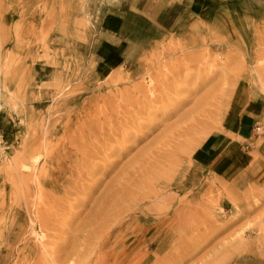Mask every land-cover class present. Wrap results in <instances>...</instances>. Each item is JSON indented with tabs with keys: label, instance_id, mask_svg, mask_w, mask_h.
Returning <instances> with one entry per match:
<instances>
[{
	"label": "rangeland",
	"instance_id": "374dc122",
	"mask_svg": "<svg viewBox=\"0 0 264 264\" xmlns=\"http://www.w3.org/2000/svg\"><path fill=\"white\" fill-rule=\"evenodd\" d=\"M119 1L0 0V264H53L42 249L58 245L67 264H264V118L234 180L192 166L210 131L264 102V0L98 59L94 16ZM167 92L178 110L162 116Z\"/></svg>",
	"mask_w": 264,
	"mask_h": 264
},
{
	"label": "crops",
	"instance_id": "0c3cea01",
	"mask_svg": "<svg viewBox=\"0 0 264 264\" xmlns=\"http://www.w3.org/2000/svg\"><path fill=\"white\" fill-rule=\"evenodd\" d=\"M92 7L99 11V0ZM246 0H120L110 5L101 17L96 11L95 30L98 44L95 55L110 61L122 57L120 47L131 40L154 41L168 34H177L193 23L214 28L221 19L239 15L243 19L242 2ZM255 13L258 9L252 4ZM248 16V17H247ZM135 18V19H134ZM246 31V28H245ZM130 41H127V37ZM254 112L244 115L225 129L210 131L196 149L192 166L219 175L227 181L244 167L249 145L254 142L256 118H264V102H253Z\"/></svg>",
	"mask_w": 264,
	"mask_h": 264
},
{
	"label": "bare ground",
	"instance_id": "6f19581e",
	"mask_svg": "<svg viewBox=\"0 0 264 264\" xmlns=\"http://www.w3.org/2000/svg\"><path fill=\"white\" fill-rule=\"evenodd\" d=\"M189 74V73H188ZM190 75V74H189ZM199 75H200V73H199ZM209 75V76H208ZM208 75H205L206 76V81H209V78H210V74H208ZM164 76V75H163ZM204 76V77H205ZM189 77V76H188ZM169 78V77H168ZM179 78V75H175V81H177V79ZM187 78V77H186ZM166 79V78H165ZM188 79V78H187ZM211 79V78H210ZM172 81H174V80H172ZM178 83H174L173 85H169L170 87H169V90L173 93V94H176V92H178L181 88H182V85H181V83H179L180 81H177ZM198 82V81H197ZM150 84V83H149ZM183 84V83H182ZM151 85V84H150ZM208 85V84H207ZM190 86V85H189ZM147 87H151V86H147ZM215 87V86H214ZM149 88H147V89H149ZM187 88H185V90H186ZM199 89H201L200 88V84H197V85H193V87H192V89H191V91L190 92H192V93H194V92H197V90H199ZM221 90V89H220ZM148 91H150V90H148ZM148 91H146V92H148ZM170 91H169V93H170ZM184 91V90H183ZM145 92V93H146ZM220 92V91H219ZM133 94H134V92H132ZM136 93V92H135ZM168 93V92H167ZM169 93L167 94V95H169ZM214 93H216V92H214ZM208 94V92H207V94H206V96L204 95L203 96V99H199L198 100V102L199 101H203L202 103H203V106H202V103H197V106L199 107L198 109H199V111H200V113H206L207 115H210V114H213V115H211V116H215V112L213 111V109L211 108L212 107V104H211V99H213V95H217V94ZM127 94V93H126ZM129 94V93H128ZM149 94H150V96H149ZM149 94H147L148 96V103L146 104L147 105V109L145 108V112L146 113H144V114H149V112H150V110H151V105H150V103H151V101H152V99L154 100V98L153 97H151V94H152V92H150ZM166 95V94H165ZM191 95V94H190ZM130 96V95H129ZM137 96V95H136ZM140 96V95H139ZM163 96V95H162ZM170 96V95H169ZM172 96V95H171ZM168 97L167 96V103L169 104H167V103H165V101H164V103H162V104H164V105H161L162 107L160 108V107H157V108H159V113L163 116H167V114H171V113H175L177 110H178V106H173V102L176 100V99H173V97ZM158 97V96H157ZM157 97H156V99H157ZM188 97V96H187ZM190 97V96H189ZM137 98V97H136ZM175 98V97H174ZM177 98V97H176ZM214 98H216V97H214ZM139 99V98H138ZM163 99V98H162ZM189 99V98H188ZM133 100H135V99H133ZM132 100V101H133ZM139 100H141V99H139ZM138 100V101H139ZM214 100V99H213ZM218 100V99H217ZM131 101V102H132ZM157 101V100H156ZM186 101H187V99H182V100H178V101H176V103L177 104H185L186 103ZM190 101V100H189ZM130 102V103H131ZM135 101H133V103H134ZM141 102V101H140ZM143 102V101H142ZM213 102H215V101H213ZM133 103H132V105H133ZM136 103V102H135ZM156 103V102H155ZM219 103V102H218ZM217 103V104H218ZM126 104H128V103H126ZM141 104V103H140ZM131 105V104H130ZM136 105V104H135ZM134 105V106H135ZM139 105V104H138ZM143 105H145V104H143ZM159 105V104H158ZM196 105V104H195ZM121 106V105H120ZM127 106V105H126ZM170 106H172V107H170ZM184 106V105H183ZM201 106V107H200ZM123 107V106H122ZM179 107H181V106H179ZM214 107V106H213ZM136 108V107H135ZM126 109V108H125ZM136 110H137V108H136ZM139 110H140V108H139ZM138 110V111H139ZM128 111H131V109L129 110L128 109ZM127 111V112H128ZM138 111H135V112H138ZM141 111H142V109H141ZM155 111V110H154ZM153 111V112H154ZM140 112V111H139ZM152 112V111H151ZM129 113V112H128ZM132 113V112H131ZM156 114H157V112H155ZM154 113V114H155ZM158 113V115H160ZM138 114V113H137ZM153 114V113H152ZM153 114V115H154ZM123 115V114H122ZM121 115V116H122ZM153 115H152V117H153ZM196 115H201V114H197L196 113ZM121 116H119L120 117V119H121ZM135 116V115H134ZM151 116V115H150ZM155 116V115H154ZM211 116H209V117H211ZM112 117V116H111ZM133 117V116H132ZM137 117V116H136ZM136 117H133V120H136V119H134V118H136ZM156 117V116H155ZM126 118V117H125ZM125 118H124V120H125ZM162 118V117H161ZM160 118V119H161ZM169 118V117H168ZM126 119H128V118H126ZM132 118H130V121L129 122H134V121H132L131 120ZM153 119V118H152ZM155 119V118H154ZM122 120V119H121ZM121 120H120V122H121ZM124 120H122V124L123 123H125L124 122ZM129 120V119H128ZM146 120V119H145ZM137 121V120H136ZM148 121V120H147ZM160 120L158 119V122H159ZM117 122V121H116ZM146 122V121H145ZM150 122H152V120L150 121ZM162 122V121H161ZM131 123H129L130 125H131ZM135 123V122H134ZM133 123V124H134ZM139 123H140V121H139ZM156 123V122H155ZM115 124V123H114ZM126 124V123H125ZM129 124H127V125H129ZM145 124V123H144ZM118 125V124H117ZM120 125V124H119ZM118 125V126H119ZM124 125V124H123ZM126 125V128H128V127H130V126H127ZM135 125V124H134ZM137 125H135V127H136ZM121 127H122V125H121ZM121 127H119V129L121 128ZM124 127H125V125H124ZM131 127H134V126H131ZM140 127H143V126H141L140 125ZM189 126H187V128H188ZM107 128V127H106ZM125 128V129H126ZM144 128H146V127H144ZM154 128V127H153ZM112 129V128H111ZM117 129V128H116ZM108 130V129H107ZM121 130V129H120ZM135 130V129H134ZM144 130V129H143ZM109 131V130H108ZM107 131V132H108ZM185 131V130H184ZM113 132V131H112ZM123 132V131H122ZM127 132V131H126ZM129 132V131H128ZM138 132V131H137ZM136 132V133H137ZM140 132V131H139ZM131 133V132H130ZM142 133L143 132H140V134H138V136L137 137H139V136H141L142 135ZM148 134V132H146V130H145V134ZM110 134V133H109ZM129 134V133H128ZM135 134V133H134ZM144 134V133H143ZM147 134H146V136H147ZM131 135H132V133H131ZM106 136H108V135H106ZM145 136V135H144ZM126 137V136H125ZM124 137V138H125ZM143 137V136H142ZM132 138H133V136H132ZM81 139V138H80ZM130 139V138H129ZM142 139H144V138H142ZM83 140V139H82ZM84 140H86V139H84ZM127 140V139H126ZM131 140V139H130ZM69 141H71L72 143H73V141L70 139ZM80 141V140H79ZM87 141V140H86ZM132 141V140H131ZM138 141V140H137ZM81 142V141H80ZM84 142V141H83ZM133 142H134V140H133ZM132 142V143H133ZM135 143V142H134ZM165 145H166V143H165ZM130 146H133V145H130ZM127 147H128V145H127ZM127 147H125V148H127ZM119 151V150H118ZM83 152V151H82ZM117 154V153H116ZM118 154H120V153H118ZM167 154V153H166ZM174 154H175V152H174ZM76 157H75V159H76V161L77 162H79L80 161V163H82L83 161H86V162H84V163H82V164H86L87 163V160H88V158H85L82 154H80L79 153V155H75ZM119 156V155H118ZM88 157H91V156H88ZM94 158V157H93ZM105 159V158H104ZM156 159V158H155ZM103 160V159H102ZM158 160V159H157ZM163 160V159H162ZM162 160H160V162L162 161ZM110 161V160H109ZM152 161V160H151ZM89 162V161H88ZM106 162H107V160H106ZM174 163V162H173ZM79 164V163H78ZM98 164V163H97ZM116 164V163H115ZM152 164V163H151ZM68 165V164H67ZM81 165V164H80ZM86 165H88V164H86ZM95 165V164H94ZM105 165V164H104ZM177 165V164H176ZM93 166V165H92ZM147 166V165H146ZM162 166V165H161ZM175 166V165H174ZM81 167V166H80ZM87 167V166H86ZM85 167V168H86ZM90 167V166H89ZM96 167V166H95ZM114 167V166H113ZM139 167H141V166H139ZM148 167V166H147ZM98 168V167H97ZM171 168V167H170ZM89 170H91L90 168H88ZM107 169V168H106ZM159 168H157V170H158ZM86 170H87V168H86ZM102 170H104V168H102ZM108 170V169H107ZM107 170L105 171V172H107ZM150 171V170H149ZM87 173H88V170L86 171ZM90 172V171H89ZM151 172V171H150ZM81 173V175L84 173V172H80ZM136 173V172H135ZM89 174V173H88ZM88 174H86V176H88ZM92 174V173H91ZM90 174V175H91ZM138 174V173H137ZM150 174V173H149ZM156 174V173H155ZM69 175V174H68ZM142 175V174H141ZM151 176V175H150ZM145 177V176H144ZM139 179L141 178V177H138ZM143 178V177H142ZM141 178V179H142ZM153 178V177H152ZM96 180V179H95ZM94 180V181H95ZM155 180V179H154ZM72 181V180H71ZM97 181V180H96ZM139 181V180H138ZM151 181V180H150ZM149 181V182H150ZM98 182H99V180H98ZM72 183H74V182H72ZM94 183V182H93ZM141 183H143V182H141ZM140 183V184H141ZM146 183V182H145ZM148 183V182H147ZM148 184H150V183H148ZM77 185V184H76ZM80 185V184H79ZM78 185V186H79ZM89 186H91L90 184H88ZM94 185V184H93ZM124 185V184H123ZM71 186V185H70ZM86 185H84V187H85ZM88 186V187H89ZM144 186V185H143ZM72 187V186H71ZM82 187V186H81ZM92 187V186H91ZM129 187V186H128ZM133 187V186H132ZM135 187V186H134ZM151 187V186H150ZM152 187H153V185H152ZM78 188V187H77ZM83 188V187H82ZM87 188V187H86ZM93 188H95V187H93ZM136 188H137V185H136ZM135 188V189H136ZM147 188V187H146ZM149 188V187H148ZM70 189V188H69ZM76 189V188H75ZM74 189V190H75ZM89 188H87V190H88ZM92 189V188H91ZM124 190V189H123ZM130 189H127V191H129ZM65 191H67V192H69L70 190H65ZM78 190L76 189V192H77ZM84 191V190H83ZM89 192H90V190H88ZM126 191V190H125ZM135 191H137V189L135 190ZM85 192H86V190H85ZM131 192V191H130ZM141 192V191H140ZM156 192V191H155ZM72 193V192H71ZM115 193V192H114ZM133 193H135V192H133ZM86 194V193H85ZM152 193H150L149 195H151ZM136 195V194H135ZM65 196V195H64ZM117 197V196H116ZM133 197V196H132ZM136 197H137V195H136ZM122 198H123V196H122ZM128 198V197H127ZM130 198V197H129ZM134 199V198H133ZM67 200V199H66ZM75 200V199H74ZM83 200H85V199H83ZM82 200V201H83ZM130 200V199H129ZM76 201V200H75ZM85 201H89V200H85ZM84 201V202H85ZM118 201V200H117ZM79 202V201H78ZM78 202H77V205H78ZM95 202V201H94ZM75 204H76V202H75ZM72 205V204H71ZM81 205H82V203H81ZM73 207V206H72ZM71 207V208H72ZM68 208V207H67ZM70 208V207H69ZM41 211V210H40ZM70 211V210H69ZM70 213V212H69ZM71 213H75V212H71ZM71 213L69 214L70 216H71ZM37 214V213H36ZM35 214V215H36ZM38 215V214H37ZM40 217V216H39ZM73 217V216H72ZM31 220V219H30ZM37 221V220H36ZM44 221V220H43ZM32 222V221H31ZM33 223V222H32ZM42 223V222H41ZM82 223V222H81ZM91 223V222H90ZM44 224H45V222H44ZM47 224V223H46ZM79 224V223H78ZM95 224V223H94ZM71 227V226H70ZM40 229V228H39ZM72 229V228H71ZM82 231V230H81ZM83 232V231H82ZM33 233H34V235H35V237H36V239H37V241L39 240V241H43V240H45V238H47V236L41 231V230H39V234L36 232V231H33ZM84 233V232H83ZM64 234H66V232H64ZM82 234V233H81ZM63 235V234H62ZM67 235H69L68 233L66 234V237H68ZM73 236V235H72ZM56 237V236H55ZM54 238V237H53ZM59 238V237H58ZM64 238V237H63ZM70 238V237H69ZM72 238V237H71ZM65 239V238H64ZM56 239L54 238V241H55ZM51 241V240H50ZM45 242H47V241H45ZM83 242V241H82ZM82 242H81V244H82ZM50 243V242H49ZM48 243V244H49ZM56 243V242H55ZM52 244H54L53 242H52ZM58 244V243H57ZM63 244V243H62ZM70 244V243H69ZM78 244V243H77ZM73 245H74V243H73ZM46 246V245H45ZM41 247V246H40ZM39 247V248H40ZM51 247V246H50ZM49 247L47 246V248L45 249V247H43V254L42 255H48L49 256V258H50V262H52L53 264H63V263H68V261L69 260H71L72 258V255H71V253H62V254H59V255H57V256H55V253H59V252H61L62 250H64L65 249V246H61V245H58V247L56 246V250H54V251H51L50 249H49V251H47V249H48ZM75 248V247H74ZM52 249H55L54 247H52ZM83 249V248H82ZM80 250H81V248H80ZM38 251V250H37ZM39 251H40V249H39ZM39 253H41V252H39ZM45 253V254H44ZM78 254V253H77ZM76 253L74 254V255H77ZM78 257V256H77ZM42 259V258H41ZM46 259V258H45ZM74 259V258H73ZM37 260V259H36ZM44 260V259H43ZM39 261H40V258H39ZM38 262V261H37ZM36 262V263H37ZM72 263V262H71ZM37 264H42V263H37ZM46 264H48V263H46Z\"/></svg>",
	"mask_w": 264,
	"mask_h": 264
},
{
	"label": "built area",
	"instance_id": "2783aa9c",
	"mask_svg": "<svg viewBox=\"0 0 264 264\" xmlns=\"http://www.w3.org/2000/svg\"><path fill=\"white\" fill-rule=\"evenodd\" d=\"M259 128L258 127H256V130H258ZM1 138V137H0ZM2 139H0V141H1Z\"/></svg>",
	"mask_w": 264,
	"mask_h": 264
}]
</instances>
